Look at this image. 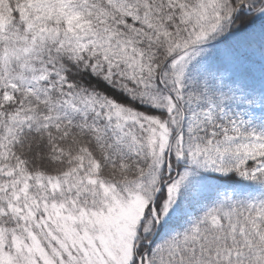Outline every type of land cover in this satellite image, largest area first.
<instances>
[{
	"label": "snow or ice",
	"instance_id": "6c2138e0",
	"mask_svg": "<svg viewBox=\"0 0 264 264\" xmlns=\"http://www.w3.org/2000/svg\"><path fill=\"white\" fill-rule=\"evenodd\" d=\"M0 264H264V0H0Z\"/></svg>",
	"mask_w": 264,
	"mask_h": 264
}]
</instances>
